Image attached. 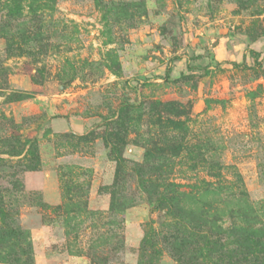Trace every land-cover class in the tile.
I'll list each match as a JSON object with an SVG mask.
<instances>
[{
    "label": "rangeland",
    "instance_id": "obj_1",
    "mask_svg": "<svg viewBox=\"0 0 264 264\" xmlns=\"http://www.w3.org/2000/svg\"><path fill=\"white\" fill-rule=\"evenodd\" d=\"M241 198L264 226V0H0V264H212Z\"/></svg>",
    "mask_w": 264,
    "mask_h": 264
},
{
    "label": "trees",
    "instance_id": "obj_2",
    "mask_svg": "<svg viewBox=\"0 0 264 264\" xmlns=\"http://www.w3.org/2000/svg\"><path fill=\"white\" fill-rule=\"evenodd\" d=\"M251 54L255 57L256 54L251 51ZM181 197H185L184 193L179 194ZM195 199V193L191 196ZM242 197V196H241ZM197 202L201 204H206L207 198L205 194L196 192ZM164 198L159 197V201L156 202L157 208H164L163 202ZM238 202L239 206H231L233 210L232 213H237V222L243 223L239 226L236 222L231 223L227 227L226 234L227 238H231V241L224 242V246L219 247L218 240H222L221 234H224L223 228L219 225L222 223L221 218L216 221L219 223H213V227L216 229V238L213 241V249L208 252V255L212 258V264H264V226L253 228L249 222H253L255 218V212L252 210V206L248 203L247 199L241 198ZM219 212H215L216 214ZM202 214V213H201ZM207 215V212L204 213ZM255 221V220H254ZM248 228V229H247ZM17 230L14 229L13 232ZM11 232V231H10ZM12 233V232H11ZM218 239V240H216ZM190 242L186 239H181L180 244L176 241L172 243V249L174 253L178 254L182 246H186ZM208 243L204 242L203 245L206 246ZM28 258L25 261H29Z\"/></svg>",
    "mask_w": 264,
    "mask_h": 264
},
{
    "label": "crops",
    "instance_id": "obj_3",
    "mask_svg": "<svg viewBox=\"0 0 264 264\" xmlns=\"http://www.w3.org/2000/svg\"><path fill=\"white\" fill-rule=\"evenodd\" d=\"M30 173H28L30 175H26V179H28V177H29V181L28 182H29L30 185H34V183L35 184L39 183L42 180H44V181L47 180L49 182V181H53V179H55V177H54V175L52 173H51L52 175L51 174L50 175L49 174L46 175V173L44 171H39L38 170L36 173L35 172H30ZM26 182H27V180H26ZM26 185H27V183H26ZM42 187H40V188L42 189ZM42 193H43V196H44L45 200H47L48 202H50L52 204L57 203V201L59 200L56 187H55V189L53 191H52V189L49 190V188L48 189H43Z\"/></svg>",
    "mask_w": 264,
    "mask_h": 264
}]
</instances>
